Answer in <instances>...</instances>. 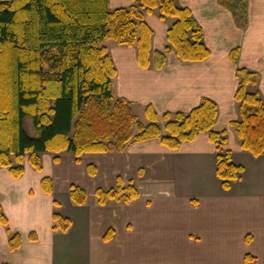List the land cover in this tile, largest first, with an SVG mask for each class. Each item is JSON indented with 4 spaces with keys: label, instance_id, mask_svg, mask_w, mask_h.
<instances>
[{
    "label": "crops",
    "instance_id": "0c3cea01",
    "mask_svg": "<svg viewBox=\"0 0 264 264\" xmlns=\"http://www.w3.org/2000/svg\"><path fill=\"white\" fill-rule=\"evenodd\" d=\"M191 10L210 50L207 59L181 61L167 55L162 69L153 66L154 52L166 45L172 18L145 15L152 29L150 58L143 68L135 46L101 41L114 62L112 91L130 102L134 112L151 105L164 112H188L202 98L216 102V131L225 130L223 147L243 166L225 190L215 176V145L206 133L171 150L160 140L131 142L122 152L42 153L40 171L25 160L24 173L13 178L0 168V206L8 220L0 223V262L8 264H264V153L244 151L230 124L239 118L234 100L237 68L259 75L257 90L264 102V0H246V15L235 18L222 0H177ZM131 0H109L126 7ZM240 24H244L240 27ZM237 48L235 61L230 51ZM94 166L90 174L88 166ZM52 179L53 192L41 179ZM131 180L138 197L128 203L98 204L96 188H110L117 178ZM85 188L84 205L69 198V185ZM55 202V203H54ZM71 220L67 232L52 229V214ZM35 232L36 241L28 238ZM10 232H19V249H8ZM110 234L108 239L104 238Z\"/></svg>",
    "mask_w": 264,
    "mask_h": 264
},
{
    "label": "trees",
    "instance_id": "16d2710c",
    "mask_svg": "<svg viewBox=\"0 0 264 264\" xmlns=\"http://www.w3.org/2000/svg\"><path fill=\"white\" fill-rule=\"evenodd\" d=\"M131 1L129 6L111 9L109 0H0V168H7L13 178L24 173L25 160L40 171L45 152L55 154L56 162L62 151L80 160L85 153L122 152L131 142L151 139L176 150L201 133L215 145V176L222 188L229 189L239 178L244 168L223 147L227 132L214 129L218 106L212 99L202 98L188 112L161 116L148 105L143 122L129 101L114 96L116 68L100 42L108 39L135 46L139 65L150 67L152 29L146 14L173 19L165 47L154 52L156 69L164 67L170 53L187 62L203 61L210 55L202 28L189 8L177 0ZM221 4L235 18L246 15V0H222ZM237 53V48L230 51V61H235ZM236 77L239 118L230 124L236 128L241 148L259 156L264 153V102L257 90L250 89L257 85L259 75L240 67ZM27 117L32 119L34 136L24 127ZM88 169L94 173L93 165ZM41 186L52 194L50 177H43ZM68 193L73 204L86 203L85 188L71 184ZM95 196L102 205L128 203L138 197V189L131 180L118 177L114 187L96 188ZM0 223L8 224L1 206ZM70 226L68 217L52 214L54 231L67 232ZM109 237V233L104 235ZM28 238L37 240L33 231ZM7 243L10 251L19 249L21 234L10 232Z\"/></svg>",
    "mask_w": 264,
    "mask_h": 264
},
{
    "label": "rangeland",
    "instance_id": "374dc122",
    "mask_svg": "<svg viewBox=\"0 0 264 264\" xmlns=\"http://www.w3.org/2000/svg\"><path fill=\"white\" fill-rule=\"evenodd\" d=\"M108 40V39H107ZM104 41H106V40H104ZM108 41H110V40H108ZM111 42V41H110ZM135 113H136V115H137V117H138V120H140V121H146L145 120V117H144V113L139 109V108H136L135 109ZM24 127H25V129H26V131L30 134V135H32V136H34L35 135V131H34V129H33V125H32V119L30 118V117H27L26 119H25V121H24ZM137 129H136V126H134V131H136Z\"/></svg>",
    "mask_w": 264,
    "mask_h": 264
}]
</instances>
